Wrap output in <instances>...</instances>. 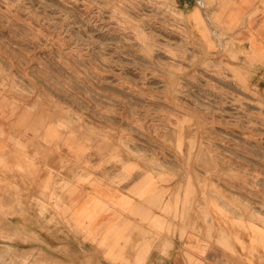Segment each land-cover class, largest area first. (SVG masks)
I'll list each match as a JSON object with an SVG mask.
<instances>
[{"label": "rangeland", "instance_id": "obj_1", "mask_svg": "<svg viewBox=\"0 0 264 264\" xmlns=\"http://www.w3.org/2000/svg\"><path fill=\"white\" fill-rule=\"evenodd\" d=\"M184 5L0 0V114L70 131L106 161L178 170L205 203L263 239L264 63L253 70L233 36L197 35ZM12 144L23 163L0 162V171L19 174L8 194L13 211L0 214L60 210L59 174ZM18 262L61 264L34 251Z\"/></svg>", "mask_w": 264, "mask_h": 264}, {"label": "crops", "instance_id": "obj_2", "mask_svg": "<svg viewBox=\"0 0 264 264\" xmlns=\"http://www.w3.org/2000/svg\"><path fill=\"white\" fill-rule=\"evenodd\" d=\"M183 2L197 35L233 36L240 57L255 62L253 70L263 65L253 56L264 58V0ZM5 117L0 114V162L23 163L12 142L40 154L42 167L59 174L62 202L43 215L34 209L0 214V264H18L27 251L61 264H261L264 238L254 239L248 224L217 202L205 203L185 174L155 171L134 158L106 161L54 124L26 114ZM18 177L0 171V208L11 205Z\"/></svg>", "mask_w": 264, "mask_h": 264}, {"label": "bare ground", "instance_id": "obj_3", "mask_svg": "<svg viewBox=\"0 0 264 264\" xmlns=\"http://www.w3.org/2000/svg\"><path fill=\"white\" fill-rule=\"evenodd\" d=\"M3 171V170H2ZM3 179V178H2Z\"/></svg>", "mask_w": 264, "mask_h": 264}]
</instances>
